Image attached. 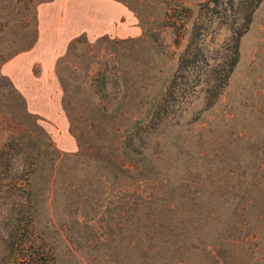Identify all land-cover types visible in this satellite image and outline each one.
<instances>
[{
  "label": "rangeland",
  "instance_id": "rangeland-1",
  "mask_svg": "<svg viewBox=\"0 0 264 264\" xmlns=\"http://www.w3.org/2000/svg\"><path fill=\"white\" fill-rule=\"evenodd\" d=\"M45 1L0 0V146L23 108L2 66L33 45ZM121 1L140 35H80L55 63L76 149H61V130L45 118L28 109L19 118L33 136L27 145L49 150H40L32 179L38 240L59 264H264V0L209 108L201 82L165 98L178 56L197 22L219 63L254 0ZM3 150L0 239L13 201Z\"/></svg>",
  "mask_w": 264,
  "mask_h": 264
},
{
  "label": "trees",
  "instance_id": "trees-1",
  "mask_svg": "<svg viewBox=\"0 0 264 264\" xmlns=\"http://www.w3.org/2000/svg\"><path fill=\"white\" fill-rule=\"evenodd\" d=\"M212 1L214 6L219 4V0ZM261 0H254L248 6V10L243 12L240 24L236 31H233L231 37L222 47L221 61L211 63L210 52L204 48V34L201 25L194 22L191 26L189 39L183 51L178 56L177 67L168 83L164 96H169L175 102L178 97L179 89L185 87L197 86L193 82L203 84L201 91L202 100L205 108L211 107L227 85L229 76L233 71L239 58V41L243 33L248 29L251 22L252 12ZM177 31L179 36L178 25L176 22L168 20ZM184 25V21L180 22ZM178 38L175 39L177 41ZM195 73L196 76L203 77L194 81L191 79ZM195 79V78H194ZM15 100H22L23 105L20 112L14 110L11 120V131L9 143H1L0 146V164H2L4 150H8L9 159L6 163L10 167L11 176L9 182L5 185L10 192L13 201L11 202L12 210L9 211L8 222H3L8 230H5L6 238L0 239V264H59L52 253L51 247L38 240L36 231V198L32 190V179L36 173L39 162L40 150L48 152L46 144L30 146L27 141L32 139L31 131L22 127L19 118L31 116L26 108L25 100L21 93L13 87ZM0 131L2 125L0 122ZM1 133V132H0ZM51 147V143L48 144ZM52 148V147H51ZM134 151V150H133ZM22 156V169L16 168V160ZM0 192H2L0 184ZM5 227V226H4Z\"/></svg>",
  "mask_w": 264,
  "mask_h": 264
},
{
  "label": "crops",
  "instance_id": "crops-1",
  "mask_svg": "<svg viewBox=\"0 0 264 264\" xmlns=\"http://www.w3.org/2000/svg\"><path fill=\"white\" fill-rule=\"evenodd\" d=\"M37 35L33 45L2 66V70L23 95L27 109L61 130L58 146L76 149L66 134L67 119L55 63L69 43L80 35L90 40L107 35L134 37L142 33L131 9L121 0H48L37 7Z\"/></svg>",
  "mask_w": 264,
  "mask_h": 264
}]
</instances>
